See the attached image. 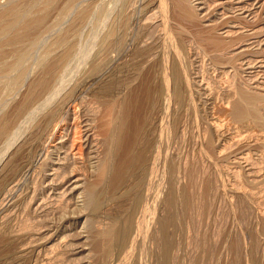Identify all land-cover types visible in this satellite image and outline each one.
Wrapping results in <instances>:
<instances>
[{
  "label": "bare ground",
  "instance_id": "obj_1",
  "mask_svg": "<svg viewBox=\"0 0 264 264\" xmlns=\"http://www.w3.org/2000/svg\"><path fill=\"white\" fill-rule=\"evenodd\" d=\"M57 1L58 0H8V4H4L5 7H2V5H0V7H2L0 8V111L3 112L5 110H3V108H5L7 104H9V101L10 103L11 101L13 102L16 96L20 98L17 104H14L16 107L14 108L11 114L9 113L10 115L5 114L3 116L1 114L2 116L0 117V137L3 138L5 142H3L4 147H2V151H0V158H2V156L7 153L6 151H8L11 147H13L16 143L19 142L21 145H19L16 151L13 152L9 159L10 161H8L5 167L7 169L11 165L13 166V163L15 162L16 164L18 162V165L21 164V161L23 163L21 165L22 168L21 166H18V168L16 167L17 170L20 167V172L22 171L21 173L23 174L17 181H14V185L8 189L7 195H5L6 200L8 198H11L12 192L15 190V187L18 184L20 185V182L22 180L21 178H28V176H31L33 174V171H35L34 168L38 166L37 163L39 164L37 160L43 159L42 161L44 162L46 161L45 159L50 160V162H46L50 165L48 170L51 172H56L57 175L59 172L62 171L61 173L64 174L62 175L59 173L60 178L56 181H58L57 184L65 181V185L66 183H70L72 177L75 178L78 172V175L80 174V171H78L79 162L77 161L84 160L81 163L84 162L82 165L86 166L85 162H87V165L91 168V175L89 174V172L87 173V175H90V177L88 176V180L93 177V180L91 179L93 183L85 185L82 179L84 177H79L81 180L76 179L73 183H71V186L69 187H74L76 182L78 184V181H82L84 183V185H82L85 187L84 188L82 186V188H84L85 190L83 192V196L81 194H78V199L80 200L79 202L83 205V207L85 206L87 208L88 212L90 213V215H88H93L96 217H98L99 215H103L105 218L107 217L109 219H112V222H110L108 219L109 225L107 226V224H105L106 226L104 227V229L101 232L97 233V236L99 238L106 241V243L102 241L104 245L106 244V247L104 248V255H107L109 257L114 251L116 252L117 249H131V245L133 246L134 238H136L134 234L136 233L137 229H139V227L145 224L144 221L146 222L148 219V222H151L150 241L152 244L153 252L151 251L152 248L150 251L153 253V255H151L154 258V262L152 263L173 264V262H175L176 260L172 258V254L174 250L178 249L179 246L178 244H176L177 242L175 243V241L173 240L174 237L172 238L171 235L173 234L174 236L175 233L173 232H176L181 229L180 226L182 224L180 223V217L185 213L186 209L188 208V202L186 200L187 198L185 199V197H187L185 195L187 192L184 194V191H181L182 187L180 188L179 186L181 182H179V180L181 179V163L179 161L180 159H176L177 154H175L176 160L173 158L174 155L172 156V154L170 153V148L172 147L170 145L175 140H178L180 134L183 135V132L185 130H181L180 128L182 126L180 125V121L182 120H180V117H183L181 116L183 112H194L193 103L195 99L193 96H195L196 94H192V85L190 86V82H188L189 77H187V69L184 67L185 64H181L184 63V60H182L184 56L182 57V55H185L182 53H188V51L184 52L183 50V44H186V42L182 44L181 41H178V39H176L177 37L169 35L170 33H172L171 30L170 32L168 31L169 34L164 33L166 34V37L168 36V38L165 40V43H162L161 45L157 43L158 45L156 44V46L155 44L154 46L153 44L152 46H149L150 44H148V46H145V42L142 44L139 42V39V41L136 40L138 41L137 43L134 37L138 36L135 33V29L137 27L139 30H144V28L146 29L145 22L143 23L141 21L142 17L140 18V22L138 20V16H143V14L149 11L151 8L154 9V7H157L156 9L158 10L157 12L160 16V20H158V16V19L156 20L157 22L162 21L161 24L163 23L164 26V24H167V19L169 18L168 9H170L171 7H169V2L171 1L173 5L175 4L179 6L180 1L183 0H180L179 2L177 1L179 4L177 2V4L174 3L175 0H173L174 2L172 0H64L65 2L63 1L64 3L62 4V7L60 8L57 15L55 13V19L52 22L49 21V24L46 21L47 17L50 15V12L52 10L56 11V9L54 8L56 7ZM94 1L96 2L94 3ZM187 1L188 0H186V2ZM186 2H183V4L185 5L181 3V6L183 8L184 6H187V3L189 1L187 3ZM190 3L191 2H189V4ZM181 6L180 8H182ZM172 7L174 8V6ZM173 8L170 11L171 13L172 10H176V8L178 7L174 9ZM189 8L190 6L188 7V9H186V7L184 8L186 9L187 15H184V17H182L183 19L185 17V19H193V14H195V12L193 11L194 13H191L193 7L191 10H189ZM153 9L151 10V12H153ZM156 13L153 12L150 13V15L155 17ZM172 16H175V14ZM196 16L197 15H195V17ZM154 17H151L153 18V22L155 21ZM179 18L178 21L180 20ZM170 19H172L171 16ZM146 20H148V18H146ZM45 21L48 24H46ZM178 21L174 20L173 22H176L175 24H179L180 22L178 23ZM66 22L68 23L67 26H65ZM153 22H151L152 25ZM173 22L171 24H174ZM153 26L151 27L152 29ZM86 27H89V29H87V31L85 32ZM168 27H166V29ZM155 29L153 30H158L157 27ZM181 29L180 31H178L179 34L181 32ZM145 31H141L139 32V34L143 32V34L141 35H144ZM152 31H150V34ZM148 32L146 31V34H148ZM182 32L180 36L182 35ZM175 33L172 34H174L175 36ZM141 35H139V37H141ZM187 37H189V34ZM162 38L163 37H160L159 40L161 41ZM181 39L183 40V38ZM194 39V41H196V39L198 41L200 40L199 37ZM203 39L201 41L202 43ZM156 41H158V39ZM156 41L154 43H156ZM189 43L186 46H188ZM223 43L224 42L222 41L220 43H218L217 41V45H219L221 49L225 47ZM211 45L212 44L210 43V46ZM219 46L217 48H220ZM213 48L215 49L216 47ZM79 66L80 68H83H81V74L79 73L80 69L78 71ZM76 69L78 71L77 75V72L74 73ZM138 79H140L139 82H137ZM246 93L244 94L243 92L241 94L240 92L241 95L239 94V98H241V102H239L242 104V106L245 105V102L242 103V101L244 100L246 101V103H248V105H251L253 102L258 103L257 100L259 99H257L256 97L254 98V96L256 95L249 96L250 94L247 95ZM257 97L259 98V95H257ZM260 98L262 97L260 96ZM89 102L91 104H89ZM237 102H235V104H237ZM241 104L238 103V105ZM95 105L98 107H96ZM234 106L236 108L237 105ZM246 106L247 105H245V107ZM253 107H255V103ZM253 107L252 110L254 109ZM243 108H236L235 111L237 117H234L241 119L239 120L240 122L243 121L249 115V112L245 111L246 108L244 110ZM254 110L252 111L250 116L255 117L259 121L260 119L257 118L258 116H254ZM189 114L190 113H188V115ZM235 114L233 113V115ZM157 115L160 117L159 123H157ZM194 118L192 120L199 119L198 117V119ZM252 118L250 120H252ZM214 121L213 124H211L212 122L210 123V126L214 131L218 133L219 129L222 128L219 126L221 122L218 121L220 124L217 125L216 123H214ZM183 125L186 126L187 124ZM189 127L191 128V126ZM189 127L187 126L188 129H190ZM187 128L185 127V129ZM196 128H198L197 123ZM60 131L61 134L58 137L57 135L60 133ZM186 131L184 133L185 135H187ZM223 134L225 135L224 132ZM159 138H163L162 143L164 141V148L159 147ZM185 138H187V136H185ZM183 139L184 138H182V140ZM57 140L58 142L56 143V147L51 145L54 147L52 151L46 149V146L50 145V143L56 142ZM98 140L100 141L102 146V149H100L102 151H100L102 153L101 157L99 155L96 156V154L93 155L94 152H96L95 147L98 146ZM187 142L188 140L186 141L185 145H187ZM181 146H183L182 143ZM174 147L175 145L173 146V148ZM207 157L209 156L207 155ZM44 162L42 163L44 164ZM46 165L47 164H45V166ZM82 165L81 168H84L85 166L83 167ZM88 166H86V168H88ZM185 166L187 167V165ZM54 167H57V169H54ZM81 168L79 170H81ZM88 169L85 172H87ZM8 170L10 171V169ZM44 173L45 172H43V174ZM82 173L83 174L80 175L85 176V178L87 179V175H85L86 173L84 174V171ZM50 174L52 175V173ZM155 174H159L158 180H160L158 181L157 179H155L158 181V183L157 186L153 185L155 186V190L153 191L154 187L151 188L152 185H150L149 187L148 183L150 181H153L152 179L156 176ZM57 175L54 176L57 177ZM54 176L52 177L55 178ZM49 183L52 184L54 182ZM77 184L74 188L72 187V190L74 189L79 192L80 186L78 187ZM79 185L81 184L79 183ZM146 186H148L149 189H147ZM55 189H57V186ZM65 189L63 188V190ZM146 189H151L152 192H154V194H151L154 195V199H152V201L154 200V204H152L153 206H151L150 204L151 207L147 205L146 200L149 199L143 198ZM163 190H165V192H163ZM62 191L61 193L63 195L64 191ZM66 192L67 190L65 191V193ZM68 193H70V190ZM72 193L73 192H71L70 194ZM160 193L164 194V196H160L162 195ZM61 197L62 196L60 195V201ZM67 197L69 196L67 195ZM146 197H150V195ZM57 198L55 199L57 200ZM69 199L67 198L68 202L65 200L66 205L70 204ZM13 200L11 201L12 203ZM62 200L64 199L62 198ZM152 201L151 203H153ZM1 202H3L2 199ZM57 204V207H59L60 203L58 202ZM60 206L62 207V202ZM62 209L64 208L62 207ZM79 209L81 210V208ZM82 211L83 210H81L80 213L85 214V212L82 213ZM69 215L68 212L62 210L60 213V220L67 221V217ZM89 219L92 218L90 217ZM102 219L104 218H100L99 220ZM99 220L98 225L100 226V223L103 220L101 222H99ZM22 224H24V222ZM27 224L28 223L25 222V225ZM28 225L22 226L25 228L29 226L33 227L32 225ZM148 226H146V228H148ZM35 227L38 228V226ZM101 227L103 226H100V228ZM20 229V231H18L17 233H15V231L17 230L14 231L11 229L12 232L14 231V234L6 229V236L4 235L6 231L3 233L6 239L4 237L3 238L7 240V242L4 240L7 244L6 245L4 243V245L9 246V248L12 247L13 249L14 244L10 246L13 241H21V244L18 242L20 246H18L19 248L16 249V251L19 250L18 256L16 257L17 263L43 264L41 263L43 261H45V263L47 261L49 262L50 258L53 256L52 255L50 257V254L54 252L53 249L57 248H54V246H52V249L51 247L47 248L45 246L47 250H40V248H43L40 247V244L47 237L49 239L50 236H53L55 230L50 229L49 231V228H45L48 230L47 232L46 230H43V226L42 230L40 228L39 230L41 231V233L42 231L46 232L45 234L42 233L43 236H40V234L37 235V233L40 232L36 233V231L34 230L35 228L31 231H28L27 229L24 230V228ZM95 229L97 228H92V230ZM100 230L101 229H99V231ZM143 230L144 228L142 229V231ZM32 231H35L36 234L30 233ZM49 233L50 235H47ZM146 235H149V233L147 234L146 232ZM143 236H145V234ZM94 238L96 239V237ZM67 240L69 239L67 238ZM239 242L241 241L239 240ZM48 243L49 242H47L46 244ZM86 243L87 242H85V244ZM93 243L95 244V241ZM69 246L70 245H68V247ZM96 248L98 249V247L95 246V249ZM12 253H15V251ZM176 254L178 253H175L174 255L176 256ZM32 255L35 256V259H32L30 257ZM54 255H56V253ZM58 255L60 261L61 255ZM56 256H54L55 259L57 258ZM14 258L15 257H13V259ZM16 259L15 261H13V263L16 262ZM172 259L174 261H172ZM176 259H178V257ZM54 260H52L51 263ZM62 260L63 259L61 258V261ZM55 261L57 263L58 260L56 259ZM175 263L177 264V262ZM246 263L260 264L257 260L252 258H249Z\"/></svg>",
  "mask_w": 264,
  "mask_h": 264
},
{
  "label": "rangeland",
  "instance_id": "obj_2",
  "mask_svg": "<svg viewBox=\"0 0 264 264\" xmlns=\"http://www.w3.org/2000/svg\"><path fill=\"white\" fill-rule=\"evenodd\" d=\"M63 1L64 0H58L57 1L58 3L56 2V7L54 8V9H56V11L52 10L54 12H52V11L50 12V15L47 17V20H46L48 23H49V21L52 22L55 19L57 13L59 12L60 8L62 7V4L66 0L64 2ZM96 1H94V3ZM177 1L179 2L180 0H175V2L174 1L173 2L176 3ZM184 1L186 2V0L180 1V4L177 2L179 4V6L175 5V4L173 5L170 1L169 7L170 6L171 7L174 6V8L178 7V8H176V10H177L180 8V6L183 4ZM188 1L191 2L190 3L191 5L189 4ZM188 1H187L188 3L186 2L187 6H184V8L186 7V9H188V7L190 6L189 10H191L193 7V9L191 11V13L193 11L195 12V14H193L194 15L193 19L189 20L190 18H187V19H185L186 17L184 19L182 18V17H184V15L185 16L187 15L186 9H184L182 6L181 7L183 9L182 8H180V9L183 11V14H182V11L180 9L179 10L181 12L179 10H177V11L172 10V13H171L170 11L173 7L172 8L170 7V9H168V16H169V18L167 19L168 22L166 25L164 24V26H165L164 27L163 23L161 24L162 21L157 22L156 19H158V17H159L158 20H160V16L157 12L158 11L156 9L157 7H154V9L151 8L149 10L150 12L149 11L145 12L144 13L145 15L143 14V16L142 15H140V17L138 16L139 21H140L141 17L143 18V20L141 18V21L143 23L145 22V26H146V29L144 28V30H141V29L140 30L143 32L145 30L147 32L149 31L148 34H146V31H145L144 35H141V34H143V32L139 34V32H141V31L136 26L137 28L135 29V33L138 36L134 35L137 37H139V35H141V37H139V38L134 37L135 41L139 39L140 41L139 40L138 41L140 43L143 44L145 42L144 43L145 46L146 45L148 46V44H150L149 46H152V44H153V46H154V44L156 46L157 43L160 45L162 43L163 44L165 43V40L168 38V36L166 37V34H164V33L169 34L170 30L172 33L176 32L177 36H176V33H175V36L172 33H170L169 35H172L173 37H177L176 39H178V41H181L182 44L184 42H186V44L185 43L183 44L184 45L183 50H184V52L188 51V53L187 52L182 53L185 55H182V57L184 56V58H182V60H184V63H181V64L182 65L185 64L184 67L187 69L186 70L187 75H188L187 77H189V79L187 78L188 82H190L189 83L190 86L191 85L194 86V87L191 86L192 94H194V95L196 94L195 96H193L195 99L194 103H193V107H194L193 111L195 113L187 111L186 112L187 114H186L185 112H183V114H181V116H183V117H180V120L182 119L180 121V125L183 126V128H182V126L180 127L181 130L184 129L185 131L186 130L188 132L190 131L189 134L186 131L187 135H185L184 134L185 131H184L183 135L180 134V137L178 138V140H175L173 142L174 144L171 143V145H170V146H172L170 148V150L172 152L173 151L175 152V153L173 152L174 153L173 154L170 151L172 156L174 155L173 158L175 159V157H176L175 154H177L176 159H178V160L180 159L179 161L181 163V165H180L181 166V168H180V175H181L180 178L181 179L179 180V182L180 181L181 182H180L179 186H180V188L182 187L181 191L182 192L184 191L183 192L184 194L187 192L185 194L187 196V197H185V199L187 198L186 200L188 202L187 203L188 208L186 209L187 212L185 211V213H184L185 215L183 214L180 217L181 218L180 223L182 224L181 225L182 227L180 226L181 229L176 231V232H173V233H175L174 236H173V234L171 235L172 238L174 237L173 240L175 241V243L177 242L176 244H178V246H179V247L177 246L178 249L174 250V252L172 254V258L176 260L175 262H177V264H235V263L236 264L237 263L238 264H247L246 261L249 258L257 260L260 264H264V120H263L264 119V0H191V1L188 0ZM7 2H8V0H0V5H2V7H5L4 4L7 5L8 4ZM57 4L59 5V8H58ZM188 4H189V6H188ZM183 5H185V4H183ZM2 7H0V8H2ZM152 9H153L154 13L157 12L156 15L154 14L155 17L150 15V13H153V12H151ZM55 13H56V15H55ZM170 13L172 15L175 14V16H172ZM178 14H179L180 18L178 17ZM181 15H183V16H181ZM195 15H197V16L195 17ZM170 16L173 20L170 19ZM151 17H154L156 22L155 21L153 22L152 21L153 18H151ZM146 18H148V20H146ZM178 18L180 19L179 21H178ZM194 18H195V20H194ZM174 20H177L178 23L179 22L180 23L175 24L176 22H173ZM197 20H198V22H197ZM189 21H191V22H189ZM47 22H46V24H48ZM151 22H153V25L154 24L158 25L160 27V30H159L158 26H155V25L153 26ZM172 22L175 25L171 24ZM67 25H68V23L66 22L65 26H67ZM152 26H153V29H155L157 27L158 30L161 32H159L158 30L155 31L156 29L153 30L151 28ZM178 26L180 29L182 28L181 32L182 31L184 32V33L182 32V35H181L182 37L180 36L181 32H180V34L178 32V31H180ZM147 27L150 29H148ZM166 27H168V28L166 29ZM170 27H172V28H170ZM87 29H89V27L85 28V32L87 31ZM172 30H174L175 32ZM150 31L153 32V35H152V32L150 34ZM155 33H157V34H155ZM158 34H159V36H158ZM183 34L184 35L186 34V35L184 36ZM188 34H189V37H187ZM200 35H201V37H200ZM190 36H191V38H190ZM160 37H163L161 39V41L159 40ZM198 37L200 40L198 41L196 39V41H194L195 40L194 38H198ZM181 38H183V40ZM155 39L156 40L158 39V41H156ZM202 39H203L204 44L201 42ZM218 39H220V40H218ZM162 40H163V42H162ZM205 40H206V42H205ZM138 41H136V42L138 43ZM155 41H156V43H154ZM189 41H190V43H189ZM217 41H218V43H220L221 41L224 42L223 45L225 47L221 49V47L219 45H217ZM146 42H147V44H146ZM140 43H139V45H140ZM188 43L190 46L189 45L186 46ZM208 43H209V45H208ZM210 43L213 46L212 45L210 46ZM226 43H228V44H226ZM218 46L220 48H217ZM213 47H216V48L214 49ZM218 49H220V50H218ZM222 50H223V52H222ZM81 68H80V66L78 67V71L80 69V71H79L80 74L82 73ZM78 71L76 69V71H74V73L77 72L76 73V75H77ZM139 81H140V79L137 80V82H139ZM205 82H207L208 84ZM240 92H241V94L243 92H244V94L247 92L246 94L247 95L250 94L249 96L256 95V96H254V98L256 97L257 99H259V100H257L258 103L253 102L251 105H248V103H246V101L244 100V101H242V103L245 102V105L248 106V107L246 106L248 109L245 107V105L242 106V104L240 103L241 98H239ZM22 93H23V90H22ZM257 95H259V98L257 97ZM260 96L262 98H260ZM19 99L20 98L18 96H16L14 98L13 102L11 101V103H10V101H9L10 105L7 104L8 107L6 106L5 108H3V110L5 109L4 110L5 112L3 111L4 112L3 113L0 111L1 112L0 117L2 115L4 116L5 114L10 115L13 112L14 108L16 107L14 104H17ZM235 102H237V104H235ZM238 103L241 105H238ZM254 103H255L256 109H255V107H253ZM89 104H91V103L89 102ZM234 105L238 106V107L236 106V108H241V109L243 107L246 108L245 111L249 112L248 117H246V118L244 117L247 122L245 121V119L243 120V118H242L243 121L240 122L239 120H241V119L234 117V116H236V114H235L236 108ZM96 107H98V106H96ZM252 107L255 109V110L253 109L254 110V112H253L254 116L257 115L258 116L257 118L260 119L259 121L255 117L252 116L253 117L252 118L250 116L252 111H253ZM6 108H7V110H6ZM222 108H223V110H222ZM233 108H235V109H233ZM245 108H243V110ZM188 113H190L189 115L193 114L195 118L198 117L199 119L197 118L198 120H192L194 118L193 115L189 116ZM233 113L235 115H233ZM232 116H233V118H232ZM249 117H251L252 120H250L251 118H249ZM159 118L160 117L158 116V119H157L158 122L157 123H159V121H160ZM192 121L193 122L196 121V122H194V124H193ZM213 121L217 125L220 124L218 121L221 122V124L219 125L220 127H222L221 129H219L220 134H219V132L217 133L216 131H214L212 129V127L210 126L211 124H213ZM196 123H197L198 128H196ZM183 124H187V125L184 126ZM187 126L188 127L191 126V128L192 127L193 128L191 129L189 127L190 129H188ZM185 127L187 129H185ZM64 129H65V127H64ZM223 132L225 133V135L223 134ZM60 134H61V131L57 136L59 137ZM185 136H187V138H185ZM181 137L184 138L185 140L184 139L182 140ZM162 139L163 138H161V139L159 138L158 142L160 144L159 143L158 144L160 145L159 147L164 148L163 146H165V145H163L164 141L162 143ZM186 139L188 140L187 145H185L186 141H187ZM198 139H200V140H198ZM193 140H195V141H193ZM211 141H213V142H211ZM3 142H5L4 139L0 137V149L2 147H4ZM57 142H58V140L54 143H50V145L46 146V149H48L49 151H52L54 148L53 146L56 147ZM181 143L184 147L181 146ZM195 143H196V145H195ZM16 144L10 148L11 150L9 149L8 151H6L7 155L4 153L5 154V155H3L4 157L2 156V158H0L1 159L0 160V205H1L0 206V264H7V263L8 264H18L16 257L18 256L19 250H17L18 251L17 252L16 249L19 248L18 246H20L19 243L21 241L15 240V241H13L14 243L13 242H12V244L9 243V244H11L10 246H12L14 244L13 249H12V247L9 248V246H6L7 240H5L6 239L5 236H6L7 230L11 231V232H12V230H14V231L17 230V231H15V233H17L18 231L23 230L20 228H24V230L27 229L28 231H31L35 228L34 230L36 231V233L40 232V233H37V235L40 234V236L41 235L43 236V234H45L46 231L48 232V230L50 231V229L55 230L53 233V236H50L49 239L47 237L46 238L47 240L45 239L46 241L44 240L40 244L41 246L39 245L40 247H43L42 249L38 246L40 248V250H47V248H49V247L52 248V246H54V248L56 247L57 249L52 248L54 252L52 254H50V257L53 255L52 256L53 258L51 257L52 260H54L55 259L54 256L57 255L56 259L59 261V258H58L59 255L58 254L61 255L59 263H58V261L56 263V261H55L56 259L54 260L55 262L53 261L51 263L52 260L50 257H48V258H50V261H49L50 263L48 261L46 262L48 264H55V263L56 264H105V263L106 264H154V263H152V262H154V258L152 256L153 255V253H152L153 248H152V244L150 241V233H151L150 223L151 222L149 223L148 219L146 222L144 221L145 224H143L141 226L142 228L139 227V229H137L136 233L134 234L136 238H134L133 246L131 245V249L130 248L127 250H124V249L118 250L117 249L116 252L114 251L111 254L112 256L110 255L111 257L109 256L110 258L107 255H104L105 254L104 248L106 247V244L104 245V243H106V241L99 238L97 236V233L101 232L104 229V227L106 226L105 224H107V226H108L109 225L108 222L109 221L112 222L111 221L112 219H109L107 217H106L107 218L106 219L103 215H101V216L99 215L98 216L99 218L96 216H93V215H92L93 217L89 216L90 213L88 212L87 208L85 206L83 207V205L79 202L80 200L78 199V194H81L83 196V194H84L83 192L85 190L84 189L85 187L83 186L84 183H85V185L93 183V181H92L93 180V177H92L93 174L91 176L92 180L90 179L92 182L90 180H88L89 179L88 176L90 177V175H91V171H92L91 168L87 165V162H85V163L89 169L86 168L85 165H82L84 162L81 163L84 160L77 161V162H79L78 171H80L81 175L83 174L82 173L83 171H84V174L86 173L85 175H87L88 172L90 175L88 174L87 179H86L85 176H81L80 174H79L80 175L79 176L78 175L79 172L77 171L78 173L76 172L77 174H76L75 178L72 177V179L70 180V183H66V185L64 184L65 181L62 183H59V184H57L58 181H56L57 179L60 178L59 177L60 174H62V175L64 174V173H61L62 171L59 172L60 174L58 173V175H57L56 172H51L48 170L50 165H49V163H46V162L47 161L50 162V160L45 159L46 160L45 162L42 161L43 159L37 160L40 165L37 163L38 166H36L34 168L35 171H33L34 175L32 174L31 176H28V178L25 177L26 179L21 178L22 180L20 182V185L18 184L15 187V190H14L15 192L14 191L12 192L11 198H8L6 200L5 195H7L8 189L10 187H12L15 183L14 181H17L23 174V173H21L22 171L20 172V167L17 170L18 166H21L23 164L22 161L20 162L21 164H19V165H18V162H17V164H16V162L13 163V166L11 165L12 168L10 166L6 169V167H5L6 164L8 163V161H10L9 159H10L11 155L13 154V152L16 151V149L18 148L19 145H21L19 142ZM176 144L178 145V147ZM51 145H53V146H51ZM174 145H175V147L173 148ZM96 148L97 149L99 148V149L97 150ZM175 148H176V150H175ZM100 149H102V146H101L100 141L98 140V146L95 147L96 152H94L93 155L96 154V156L99 155L101 157L102 151ZM0 151H2V149ZM210 152H211V155H210ZM178 153L181 156H179ZM207 155L209 157H207ZM42 162H44V164ZM3 164H5V165H3ZM45 164H47L48 166L47 165L45 166ZM81 165L83 167L84 166L85 167L81 168ZM185 165H187V167ZM3 168H5V169H3ZM21 168H22V166H21ZM40 168H41V170H40ZM80 168H81V170H79ZM8 169H10V171ZM54 169H57V167H54ZM87 169H88V171L85 172ZM16 171L20 174H18ZM43 172H45V173L43 174ZM48 173L49 174L52 173V175L50 174V176H49ZM54 175H57V177H55ZM158 175L159 174H157L155 176L156 178L154 177L152 179L153 181H150L151 183L150 182L148 183L149 187H150V185H152L151 188L154 187L153 191L155 190V186H153V185L157 186V183L160 180V179L158 180V177H159ZM52 176H54L56 179L53 178ZM79 177L80 178L84 177V178H82L84 183L82 181H78L81 184V185H79V183L77 184V182H76L78 187L80 186L79 192H78L77 190H74V189L72 190L73 186L72 187H69V186H71V183H73L76 179L81 180ZM14 178H16V179H14ZM51 178L54 179L56 182L54 180H52ZM49 179H51L52 181ZM155 179H157L158 181ZM85 180H87L88 182ZM49 182H51V183L54 182V183H52L53 184L52 185ZM7 183H10V184H7ZM54 184L57 186L58 190L55 189L56 186ZM62 184H64V185H62ZM76 184L74 185V187L76 186ZM59 185H61V186H59ZM66 186H67V188H66ZM82 186L84 188H82ZM148 186H146L147 189H149ZM68 187L71 189H69ZM59 188H60V190H59ZM63 188L64 189L66 188V189L63 190ZM147 189H146V192H145L143 198L149 199L146 201H147V205L149 207H151V206H153L152 204H154V202H153L154 200L152 201V199H154V195H151V194H154V192H152L151 189L150 190H147ZM62 190L64 191L63 195L61 193ZM66 190H67V192L65 193ZM69 190H70V193L71 192H73V193L72 194L68 193ZM80 190H83V191H80ZM147 191H148V193H147ZM58 192H59V194L61 193L60 194L62 196L61 201L59 200L60 195L58 194ZM163 192H165V190H163ZM160 194H162V193H160ZM67 195L69 197H67ZM149 195H150V197H146ZM3 196H5V197H3ZM160 196H164V194H162ZM55 198H57V200ZM62 198L64 200H62ZM67 198L68 199L70 198L69 199L70 204H68V205H66V203H65L66 201L68 202ZM75 198H76V200H75ZM1 199L3 200V202H1ZM11 199L13 200V203L11 202L12 201ZM32 199H34V200H32ZM71 199H72V201H71ZM151 201L153 203H151ZM58 202L60 203L59 207H57ZM61 202H62V207L64 209H62V207L60 206ZM150 204H151V206H150ZM28 205H29V207H28ZM115 206H117V205H115ZM119 206H120V204H119ZM60 207H61V209H60ZM65 207H67V208H65ZM78 207L81 208V210H83L82 213L85 212V214H81L80 213L81 210ZM191 208H192V210H191ZM193 209H194V211H193ZM62 210L68 212V215L70 214L68 216L70 218L67 217L68 220L66 219L67 221L63 220L65 222L60 220V218H61L60 213ZM186 213H187V215H186ZM79 214H81V215H79ZM185 216H187V217H185ZM199 216H201V217H199ZM75 217H77V218H75ZM90 217L92 219H89ZM7 218L8 219L10 218V219L8 220ZM100 218H104L106 220H104V219H102L103 221L99 220ZM108 219H109V221H108ZM89 220H91V221H89ZM98 220H99V222L102 221L100 223V226H103V227L100 228V226L98 225L99 224ZM21 222L22 223L24 222V224H22ZM25 222L28 223L29 225H32L33 227H30L28 224L27 225L29 227H26V228L23 227V226H27V225H25ZM197 222H198V224H197ZM2 223H3V225H2ZM30 223H32V224H30ZM40 223L44 226L43 230H46V231H42L43 234L39 230V228L42 230V227H43ZM52 224L54 225V227ZM102 224H104V225H102ZM97 225H98L99 229H101L100 231H99ZM35 226H38V228H36ZM146 226H148V228H146ZM18 227L20 230L18 229ZM95 227L97 229L92 230V228L94 229ZM28 228H30V229H28ZM45 228H47V229L49 228V229L47 230ZM143 228H144V230L142 231ZM139 230H140V232H139ZM14 231L12 232L13 234H14ZM35 231H32L30 233L34 234ZM146 232H147V234L149 233V235H146ZM3 233L5 236L3 235ZM79 233H81V234H79ZM94 233H96V234H94ZM136 234L139 236H137ZM144 234H145V236H143ZM47 235H50V233ZM94 237H96L97 240ZM195 237H196V239H195ZM67 238L69 240H67ZM60 240H61V242H60ZM239 240L241 242H239ZM94 241H95V244L93 243ZM96 241H98V242H96ZM47 242H49V243L46 244ZM85 242H87V243L85 244ZM4 243L6 245H4ZM54 243H55V245H54ZM68 245H70V246L68 247ZM71 245H73V246H71ZM74 245H75V248H74ZM78 245H79V247H78ZM94 245L96 247H98V249L97 248L95 249ZM142 247L143 248L145 247L144 250ZM151 248H152V250H151ZM13 250L15 251L16 254L12 253V252H14ZM103 250H104V252H103ZM142 251H143V253H142ZM131 252H133V253H131ZM11 253L15 256H13ZM55 253H56V255H54ZM175 253H178V254H176L178 259H176L177 257L174 255ZM237 254L241 257H239ZM13 257H15V258L13 259ZM30 257L32 259H35V256H33V255ZM61 258L63 259L62 261H61ZM15 259H16V262L13 263V261H15ZM173 259H172V261H174ZM145 260H147V261H145ZM68 262H70V263H68ZM121 262H123V263H121ZM175 262H173V264H176ZM41 263L46 264L45 261H43Z\"/></svg>",
  "mask_w": 264,
  "mask_h": 264
}]
</instances>
